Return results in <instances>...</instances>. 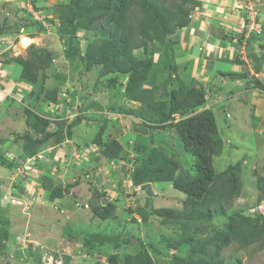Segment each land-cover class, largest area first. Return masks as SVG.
Instances as JSON below:
<instances>
[{
  "label": "rangeland",
  "instance_id": "obj_1",
  "mask_svg": "<svg viewBox=\"0 0 264 264\" xmlns=\"http://www.w3.org/2000/svg\"><path fill=\"white\" fill-rule=\"evenodd\" d=\"M158 1L167 8H172L174 2L178 0ZM197 1L201 2L202 7L200 5L192 11L191 19H193L195 13L200 14L203 7H206L209 3L207 0ZM261 1L244 0L246 3L244 13H249L248 16L253 14L256 22L254 28L256 29H258L259 11L264 8V5H259ZM67 2L68 0H50L49 7H47L49 12L45 17L40 16V18L35 17L36 14L32 9L33 3L28 5V9L29 6L32 9L30 13L33 14L19 9V12H17L15 8H13V13L10 12V14H17L21 17L20 25L25 23L29 25L26 26L25 30L21 27L14 29L13 34L21 36L10 53L14 58H27L30 55L31 45H34L40 54L44 52L41 55L44 58L46 57L45 54L50 52L53 56L52 63L41 72L45 77L44 89L57 88L61 93L57 104H47L44 102V97L39 96V86L34 88L31 86L29 93L33 91L34 94L29 95L27 93L26 98L22 99L21 103L15 100L6 101L7 104L1 106L7 113L0 118V130H3L0 134V150L3 149L1 147L2 143H9L10 140V145L6 144V146L13 153L10 154V160H13L11 164L26 163V166L28 165L27 157L23 151V141H16V137L28 131L34 135V138L40 139L43 134L28 129L24 112L26 108L32 109L41 116L50 118L53 122L50 129L60 132L58 138L63 137L66 140L67 137L72 136L71 139L74 138L75 143H72V148L66 154L65 159L59 164H51L48 169L51 172L56 171L54 166L61 169L53 175L52 188L62 186L66 190L67 196L70 198L67 201L73 207V211L59 214L57 212L61 210V207H59V210L50 208L57 215L50 211L49 218H46L42 207H37L40 204H37L36 207L34 205L30 206V197H27L24 193L26 173L19 172V168L17 170L16 168H8L0 162V179H3L0 196L2 193L8 197V200L2 202L5 208H0V264H33L29 262L28 252L30 249L36 254L41 255L42 253L45 256V263L43 264H67L68 257L71 258L70 264L79 262L81 264L80 253L88 252V248L93 243L86 238L85 233L87 231L95 232L94 229L98 228L95 224L97 219L94 217L91 207L98 203L109 202L108 199L111 198L117 204L116 218L115 220H108L105 224H100V230H104L101 232L124 235L127 238L132 237L131 242L133 244H129L125 249L127 253L138 251L142 248L140 245L142 243L152 253L155 264H176L175 256H178L179 259H187L191 251V246L185 242L192 238L184 236L182 224L168 223L157 216L150 217L144 223L138 214L133 215L131 211L138 206H150V204L155 208L168 207L180 210L184 208L183 205L188 202L189 198L176 190L172 183L154 184V191L158 196L153 198L151 203H148L146 194L135 192L130 183H132L133 174L138 172L139 164L143 161L144 158L142 157L148 146H153L161 154L179 163L177 179H192L188 168L191 156L185 152L182 140L174 127L150 134L140 118L125 111L141 106L127 101L123 97L128 76L118 73L103 76V65L101 64L93 66L89 72L85 71L87 62L82 63L76 46L79 45V49L86 59L97 60L105 53L107 48L108 40L105 33L108 26L102 23L98 24V21L92 23L89 20V15L92 13L79 19L73 25L74 28L63 26L61 21L58 20L57 5ZM86 2H89L91 7H95L94 11L99 13L100 8H96V5L99 6L102 0H86ZM136 2L137 0H134L131 14L134 20L138 21L140 13ZM233 4H235V1H233ZM7 18L9 19V17ZM245 19V31L239 34L238 38H233L239 42L240 38L243 37V43L239 42L240 44L231 47V53H236V57L237 54L238 57L247 55L246 29L260 35L256 30H249V19L247 17ZM17 21L9 19L8 24L14 25V23H19ZM33 21L40 22L41 25H32ZM75 29L78 32L73 36L71 31ZM220 29L221 31L216 29V32L218 35H223L225 31L222 28ZM204 32L203 36L205 35V39L208 41L210 37ZM211 32L213 30H210ZM23 36L34 38L36 43L21 49L19 43ZM173 39L178 41L177 38ZM186 44L183 37L179 39V44H172L171 50L176 49L175 56L173 55L175 62L177 58L183 57L182 51L187 46ZM206 44L207 42L200 43V49H203ZM169 50L170 48L166 45H160L159 43L149 47V53L153 51L155 61H160L166 52L169 53ZM134 54L140 58L145 56L144 51L140 49L136 50ZM170 59L172 60V58L166 57L167 61ZM20 69L17 75L21 73ZM192 70L193 68L185 69L180 66L174 76L180 77L188 87L205 85L207 94L212 95L211 90L217 88L210 87L209 77L200 75L195 78ZM158 73L157 80L161 84L168 78L169 70L164 68ZM14 78L15 76L12 77V79ZM245 78L242 81H245L247 85L259 80L258 77H251L247 80ZM114 79H118V83H115ZM203 82L204 84H202ZM14 85L15 83L12 82L11 86ZM250 92H252L251 95L240 94V98L235 103H230V99L222 100L218 103L219 107L213 110L220 136L224 142L221 154L215 158L214 165L216 172L219 174L225 171L230 164L241 163L242 191L239 197L230 201L228 211L229 213L232 211L258 216L257 214L264 212V198L261 197V193L257 189V178L254 173H264V112L261 113L263 108L261 106H264V92L257 89ZM216 94L220 95L221 93ZM12 110L15 111L16 116ZM219 111L224 113L222 117L219 116ZM78 116L82 118V121H79L78 126L74 128L73 123H76ZM71 125L74 129L70 128ZM104 125L106 130L99 137V131ZM98 138L102 143L114 139L120 140V143L125 147L126 162L114 160L113 163L104 161L103 164H98L97 162L102 159L101 150L104 148L96 142ZM136 146H139L140 149L144 146L146 148L142 149L140 154H137L135 151ZM157 160H159V156L153 157L154 164ZM13 173H20L23 180L19 178L18 182L7 184V181L11 180L8 176L14 175ZM108 173H112L116 180L112 178L108 180ZM57 175L60 176L57 177ZM33 177L34 175H31L29 181ZM17 185L21 187L18 191L14 189ZM104 187L109 189V193L114 198L105 196L102 200L99 199L105 190ZM24 196L25 200L23 199ZM77 202L85 203V205H81L84 208L83 210H80L81 206H75ZM87 204L91 207H86ZM37 214H41L45 218L37 217ZM133 219H137L138 224L134 223ZM227 223V217H219L214 221L216 227L225 226ZM96 232H99V229ZM150 245L155 246L158 251ZM107 248L114 251L113 246L109 247V244L106 245L105 249ZM55 254L56 256H54ZM222 258L225 264H234L238 261L241 264H264V237L250 245H242L234 241L223 252Z\"/></svg>",
  "mask_w": 264,
  "mask_h": 264
},
{
  "label": "trees",
  "instance_id": "obj_2",
  "mask_svg": "<svg viewBox=\"0 0 264 264\" xmlns=\"http://www.w3.org/2000/svg\"><path fill=\"white\" fill-rule=\"evenodd\" d=\"M136 4L140 13L138 21H135L131 14L134 0H102L99 6L96 5V8H100L99 13H96L95 7H91L86 0H68L67 3L57 5L58 20L63 26L74 28L73 25L79 19L92 13L93 15H89V20L92 23L98 21V24L102 23L108 26L105 33L108 40L107 48L97 60H90L89 57L86 59L85 55H82L79 45L76 44L80 60L82 63L87 62L85 71L89 72L93 66L101 64L103 65V76L110 73L128 76L123 97L141 106L125 111L140 118L150 134L174 127L182 140L185 152L191 156L188 168L192 179H177L178 162L161 154L153 146H148L147 149H145L146 146L141 149L136 146L137 154H140L142 149H145L146 152L143 154L142 158L144 159L139 164L137 174H133V178H131L135 192L138 187L146 183L158 185L172 183L173 187L185 194L189 200L180 210L168 207L155 208L150 204V206H138L131 213L138 214L144 223L150 217L157 216L168 223L182 224L184 236L192 238L185 242L191 246V251L187 259H179L178 256H175L176 264H225L222 258L223 252L234 241L242 245H250L264 237V212L257 214L258 216L232 211L229 213L230 201L239 197L242 191L241 163L230 164L225 171L219 174L216 172L214 160L221 154L224 142L220 136L214 111L204 109L212 101L203 86L188 87L180 77L174 76L179 67L174 61L176 49L172 51L171 46L173 43L179 44L180 32L192 22V11L202 4L197 0H178L174 2L172 8H167L158 0H137ZM2 15L4 17V13ZM37 24L41 25L40 22H32V25ZM19 25L20 23L8 24V19L4 17V24L0 30L29 26L26 23ZM77 32L75 29L71 31V34L75 36ZM102 32L104 31L102 30ZM250 33L251 35L247 39L248 51L249 55L254 58L252 49L260 37L257 33ZM173 38H177L178 41H174ZM239 42L243 43V37ZM155 43L170 48L169 53L166 52L160 61H155L153 51L149 53L150 45ZM259 47L262 56L257 61L261 62V60L264 61V44H260ZM139 49L144 51V57L140 58L134 54ZM29 50L30 55L27 58L17 57L9 62H16L23 67L20 80L33 88L39 86V96L44 97L45 103L57 104L60 90L57 88L45 90V77L44 74H41L51 65L52 54L46 53L44 58L41 56L44 52L40 54L34 45H31ZM165 56L172 60L167 61ZM259 66L258 69H260ZM164 68L169 70V76L159 84L158 71ZM85 71L83 70V72ZM113 81L118 83V79ZM171 86L172 88H170ZM247 87L264 92V84L259 80ZM33 94L31 91L29 95ZM24 112L28 129L43 134L40 139L34 138L30 131L23 135H17L16 141H23V151L27 157L38 153V148H41L54 136L57 141L64 139L63 137L58 138L59 131L50 132L49 128L53 124L51 119L39 115L30 108H26ZM175 115H179L180 120L176 121ZM79 121H82L81 117L76 119L73 127ZM73 127L71 125L70 128L73 129ZM105 130L104 125L99 131V137ZM96 142L104 147L101 150V155L107 160L126 162L125 147L118 140L102 143L98 138ZM158 156L159 160L154 164L153 157ZM0 162L8 168L16 166V163L11 164L13 161L8 159L2 150H0ZM254 174L257 178V189L261 193V197L264 198V173ZM49 179L48 183H43L49 202L54 203L56 200L65 198L68 195L66 190L62 186L52 188V178ZM2 184L3 182L0 181V189ZM20 188L19 185L14 187L16 191ZM104 189L100 197L104 195L110 198L111 194L107 187ZM153 198L146 195L148 203H151ZM108 200L109 202L98 203L92 207L89 205L100 224L116 218L117 204L112 199ZM3 207L0 202V208ZM219 217H227L228 223L225 226L216 227L214 221ZM133 220L138 224L137 219ZM96 231L98 230L85 233L86 238L93 242L88 248L89 254H101L100 248L109 244V247L113 246L114 249L107 255L109 264H155L152 253L142 243L140 244L142 248L136 252L127 253L125 251L129 244H133L132 237L127 238L124 235L104 234L101 231ZM150 247L158 251L155 246L150 245ZM28 256H30L29 262L33 264L45 263V256L42 253L41 255L36 254L30 249ZM66 263H71L70 257L67 258ZM234 264H241V262H234Z\"/></svg>",
  "mask_w": 264,
  "mask_h": 264
},
{
  "label": "crops",
  "instance_id": "obj_3",
  "mask_svg": "<svg viewBox=\"0 0 264 264\" xmlns=\"http://www.w3.org/2000/svg\"><path fill=\"white\" fill-rule=\"evenodd\" d=\"M207 1H209V3L206 7H203V10L200 11L201 13H195L193 15L191 24L180 32V36L183 37V39L187 43V46L185 47L184 51H182L183 57L177 58L176 62L179 68L180 66H183L185 69L193 68L192 73L194 74L193 76H195V78L200 75H203L207 78L209 77L208 83L210 87H214L217 89L211 90L212 95H208L211 99L210 101L212 102L208 104L207 108H211L214 110L216 107H219L217 103L219 100L230 99V103H235V101L240 98V94L251 95L252 92L250 91H253L254 89L247 88V83L245 81H242V79L246 76V80L248 78L251 79V77H258L259 80L264 84V61H257V59H261L262 56V51L259 45L264 44V8L262 9V11H259L260 16L258 21V29L261 33L259 35L260 38L255 43L252 49L254 52L253 55L255 57L253 58L249 55L248 45L246 47L247 55L243 57H238L237 54L236 57V53H231V47L236 46V44H239V42H237V39L235 40L233 38H238V35L242 34L245 31L244 28L246 22V15L244 11L246 8V3L244 2V0H233L235 1V4H233L232 0ZM30 4H32V9H34V14H36V18H40V16L45 17L47 12H49L47 7H49L50 0H0V28L4 24V17H9V19L13 21H17L19 19V21H17L19 23L22 20L21 17L17 14H10V12L13 13V8H15L17 12H19V9L22 11H27L29 14H33L30 13L32 10L30 6L28 9V5ZM259 5H264V0H262ZM2 12L4 13V17L2 15ZM220 28L224 29L225 31L223 35H218L216 32V29L218 31H221ZM14 29L15 28H12L10 30L6 29L4 31L0 30V118H2L7 113L5 109L1 108L3 104H7L6 101L11 102L15 100L21 103L22 99L26 98L27 93H29L31 90L30 85L20 80L23 67L16 62H9V60H11V58L13 57L10 51L13 46H15V43L21 36H19L18 34L16 35L15 33L14 35ZM21 29L25 30L26 27H21ZM210 30H213V32L210 33ZM246 30V37H244L248 39L251 33L248 31V29ZM203 32L207 36L209 35L210 39H208V41H206L205 35L203 36ZM204 42H207V44L203 49H200V43ZM260 64L261 66H259ZM258 66L260 67V69H258ZM19 69L21 70V73L17 75V73L20 72ZM14 76L15 78L12 79V77ZM12 82L15 83L14 86H11ZM202 84H204V82ZM204 88L206 89V87ZM239 91L241 92L239 93ZM216 93H221V97L219 94ZM261 108L262 113L264 112V106H261ZM12 112L16 116L15 111L12 110ZM222 115H224L223 112L219 111V116L222 117ZM11 119L13 120L14 118L12 117ZM75 126L77 127L78 125L75 124ZM49 130L52 133L57 132L55 130H51L50 128ZM2 132L3 130L1 129L0 134H2ZM55 137L56 136L50 139L46 144H43L39 149L38 153H36L35 155L27 157V155L25 154L28 162L27 166L26 163H16V166L14 167L16 168V170L19 168V172L23 171L26 173L27 179L25 180L24 193L27 195V197H30V206L34 205L36 207L37 204H40L37 207H42V209L44 210L42 211L44 212L46 218H49L50 216V211H52L50 208L59 210V207H61V210L57 212L59 214H64L66 211L69 212L70 210L73 211V207H71L70 203L67 201L68 199H70L69 196H66L63 199L56 200L54 203H50L48 200L47 193L43 186V183H48L50 181L49 178H53V175L56 174V171L58 172L61 170L57 166H54L56 167V171L51 172L48 169L49 166H51V164L55 165L59 164V162L61 163L62 160L65 159L66 154H68V151L71 150L72 143H75L74 138L71 139L72 136L70 138L67 137L68 139L66 140L64 138L61 141H57ZM118 141L120 142V140ZM8 142L9 143H2L1 147H3L4 150L2 148L1 149L5 151L4 153L9 159H11L10 154L12 152H10V150L7 149L8 146H6V144L10 145V140ZM104 161L108 162L109 160L102 156V159L98 162V164H103L102 162ZM110 162L113 163V161ZM31 175H34V177L31 181H29ZM58 176L60 175H57V177ZM8 177L11 180H6L7 184L18 182L19 178L23 180L20 173H15L14 175H10ZM107 178L108 180L109 178L116 180L114 179L112 173H108ZM0 181H3V179L1 178ZM152 186L154 189V184H152ZM107 190L109 191L108 188ZM103 197L105 198V196H102L99 199L102 200ZM111 197H113V195H111ZM23 199L25 200V196L23 197ZM6 200H8V197L1 193L0 202ZM76 204L85 205V203L79 202H77ZM76 204L75 206H77ZM87 205L88 206L86 207H89V204ZM83 209L84 208H82L81 206L80 210ZM53 213L57 215V213ZM37 217L45 218L41 214H37ZM95 224H97L98 228L94 230L99 229V231H102L99 228L100 223L98 222V219ZM105 247H99L101 249V254L95 253L91 255L88 252H83L84 254L80 253L79 258L81 260V264H109L107 255L112 253V251L110 250L111 248L105 249ZM73 260L75 261L74 257Z\"/></svg>",
  "mask_w": 264,
  "mask_h": 264
},
{
  "label": "water",
  "instance_id": "obj_4",
  "mask_svg": "<svg viewBox=\"0 0 264 264\" xmlns=\"http://www.w3.org/2000/svg\"><path fill=\"white\" fill-rule=\"evenodd\" d=\"M139 191L144 192L148 197H157L158 194L154 191L152 183L143 184L139 189ZM137 243V241H136Z\"/></svg>",
  "mask_w": 264,
  "mask_h": 264
},
{
  "label": "bare ground",
  "instance_id": "obj_5",
  "mask_svg": "<svg viewBox=\"0 0 264 264\" xmlns=\"http://www.w3.org/2000/svg\"><path fill=\"white\" fill-rule=\"evenodd\" d=\"M36 43L34 38H29L28 36H23L19 43L21 49L28 47L29 45Z\"/></svg>",
  "mask_w": 264,
  "mask_h": 264
},
{
  "label": "built area",
  "instance_id": "obj_6",
  "mask_svg": "<svg viewBox=\"0 0 264 264\" xmlns=\"http://www.w3.org/2000/svg\"><path fill=\"white\" fill-rule=\"evenodd\" d=\"M249 14V13H248ZM248 14H247V18L249 19V30H256V31H258V29H256V28H254V24H256V22H255V20H254V16H253V14H251V15H249L248 16ZM254 28V29H253ZM175 118H176V121H178V120H180V117H179V115H175ZM130 186H132V183H130Z\"/></svg>",
  "mask_w": 264,
  "mask_h": 264
},
{
  "label": "clouds",
  "instance_id": "obj_7",
  "mask_svg": "<svg viewBox=\"0 0 264 264\" xmlns=\"http://www.w3.org/2000/svg\"><path fill=\"white\" fill-rule=\"evenodd\" d=\"M246 16H247V14H246ZM251 32H252V31H251ZM257 32L260 33V30L258 29ZM220 101H222V100H219L217 103H219ZM207 106H208V105H207ZM207 106H206V107H207ZM206 109H211V108H206ZM211 110H213V109H211ZM223 114H224V113H223ZM78 117H79V116H78ZM140 187H141V186H140ZM140 187L137 188V191L140 192V193H144V192H141V191L138 190ZM77 206H78V205H77ZM78 207H80V206H78Z\"/></svg>",
  "mask_w": 264,
  "mask_h": 264
}]
</instances>
